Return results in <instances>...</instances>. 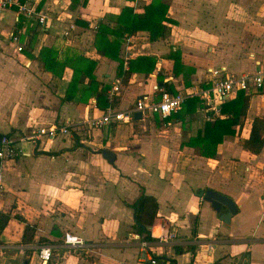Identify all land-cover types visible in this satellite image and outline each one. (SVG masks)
Masks as SVG:
<instances>
[{
	"label": "crops",
	"instance_id": "0c3cea01",
	"mask_svg": "<svg viewBox=\"0 0 264 264\" xmlns=\"http://www.w3.org/2000/svg\"><path fill=\"white\" fill-rule=\"evenodd\" d=\"M151 1L40 0L45 23L16 9L0 12V134L30 135L68 121L74 126L71 136L23 142L24 154L0 160V211L13 216L0 235V264H150L149 251L166 258L165 264H264V147L255 154L243 146L254 119H264V88L245 91L241 125L224 136L213 156L191 143L218 118H208L198 97L165 120L136 113L131 121L99 128L82 124L110 109L134 108L144 96L158 99L156 85L176 93L209 87L215 70L232 77L264 69V0H163L174 20L165 22L170 32L153 41L148 31H138L120 50L126 70L140 56L154 58L156 68L125 79L118 74L120 62L97 50L96 33L101 22L116 27L125 7L143 14ZM44 48L57 50L62 61L96 60L99 89L109 86V93L120 86L115 105L99 106L89 78L68 92L73 67L66 65L61 75L46 69ZM228 117L223 111L219 116ZM104 149L115 153L113 162ZM207 189L235 201L238 212L229 223L199 196ZM143 192L158 203L148 227L156 235L149 251L141 246L129 206ZM161 222L171 224L174 240L157 237ZM27 223L36 227L31 242L24 240ZM66 233L85 244H66ZM44 245L53 247L47 263L39 257Z\"/></svg>",
	"mask_w": 264,
	"mask_h": 264
},
{
	"label": "trees",
	"instance_id": "16d2710c",
	"mask_svg": "<svg viewBox=\"0 0 264 264\" xmlns=\"http://www.w3.org/2000/svg\"><path fill=\"white\" fill-rule=\"evenodd\" d=\"M134 1V0H131ZM165 22H174L169 17V5L163 0H152L145 7L143 14L134 12V8L127 6L117 18V26L111 27L103 22L99 24L95 45L102 56H108L120 62L118 74L127 79L134 71H153L156 68V60L151 56H140L133 60H129V69H125V61L120 58V50L123 41L129 36L136 34L138 31L146 30L150 34V39L155 41L166 36L170 32V28ZM41 60L45 64V68L57 75H61L66 65H71L74 69V77L69 84L68 92H71L72 87H77L89 78L88 90L95 93L98 104L101 108L106 109L109 106H114L117 98L110 99L108 97L109 86H104L99 89L98 82L94 70L97 65L96 60L83 58L82 56H73L64 61L59 58V53L53 48H44L41 53ZM176 67L180 66L179 57L175 58ZM167 85V89L175 92L174 88ZM71 98V96H68ZM196 102V98L192 97L188 102ZM226 105V106H225ZM222 106V111L229 114L228 118L220 119L219 117L207 124L206 131L203 136L193 138V142L201 149L203 155L213 156L216 153L217 146L221 143L226 135H234L236 129L241 125V117L246 114L248 108V97L244 90H241L238 97L227 102ZM1 135V134H0ZM245 149L252 153L258 154L264 147V119L256 117L253 122L250 137L243 141ZM135 214V229L147 240H152L148 227L152 224L157 216L158 203L153 196L147 195L145 192L132 204H129ZM12 214L0 211V235L7 227L12 219ZM16 218L25 221L22 217ZM36 227L26 224L24 240L31 242L34 239ZM157 262L155 264H165L166 258L154 255ZM171 264H176L175 260H170Z\"/></svg>",
	"mask_w": 264,
	"mask_h": 264
},
{
	"label": "built area",
	"instance_id": "2783aa9c",
	"mask_svg": "<svg viewBox=\"0 0 264 264\" xmlns=\"http://www.w3.org/2000/svg\"><path fill=\"white\" fill-rule=\"evenodd\" d=\"M40 0H0V12L16 9L18 14H23L28 18L37 17L39 22L45 23L47 15L38 10V2ZM68 35L69 32L67 31ZM14 40L17 41L18 36L14 35ZM19 50H23L19 46ZM213 79L210 86L207 88L192 87L186 91L171 92L163 86L156 85L155 88L160 92L158 99L154 97L144 96L136 102L134 108L128 110H113L110 109L102 116L95 118H85L83 126L90 124L94 127H102L119 121H131L137 112L149 113L157 115L162 120L169 118L174 113L179 112L186 100L189 97H198L202 108L207 112L208 118L213 119L222 115V106L225 105L234 94L240 90L248 91L252 86L257 92L264 88V69H260L254 74H242L239 76H220L218 70L212 71ZM120 90L119 84L108 93V97L112 100L115 98L117 92ZM73 125L71 122L62 124H54L48 128H39L30 135L16 136L12 133H5L0 135V160L14 159L24 154V149L21 144L23 142H32L37 144L44 137L52 140L58 136L73 135ZM1 179V178H0ZM161 233L157 236L160 240L168 242L176 238V231L171 224L161 222ZM154 235L151 233L150 236ZM156 236V235H154ZM141 246L144 250L149 251L150 240L140 237ZM65 243L71 246H82L85 241L82 237L71 233H66ZM21 253H24L21 250ZM150 264L157 262L155 256L149 251ZM39 257L42 262L47 263L52 260L53 247L51 245H44L39 250ZM242 264V263H241Z\"/></svg>",
	"mask_w": 264,
	"mask_h": 264
},
{
	"label": "water",
	"instance_id": "95a60500",
	"mask_svg": "<svg viewBox=\"0 0 264 264\" xmlns=\"http://www.w3.org/2000/svg\"><path fill=\"white\" fill-rule=\"evenodd\" d=\"M142 112H137L136 116L141 117ZM104 156L113 162L115 160V153L109 149L102 150ZM199 196L203 197L205 200L211 202L212 207L219 213H221V219L229 223L231 217L238 212V207L233 200L228 195L218 192L213 189H207L206 191H201ZM226 207V210L225 208Z\"/></svg>",
	"mask_w": 264,
	"mask_h": 264
}]
</instances>
